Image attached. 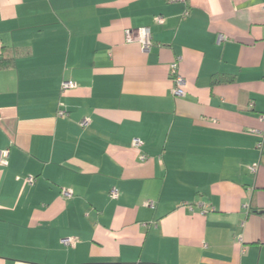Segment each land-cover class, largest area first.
Masks as SVG:
<instances>
[{"label": "crops", "instance_id": "0c3cea01", "mask_svg": "<svg viewBox=\"0 0 264 264\" xmlns=\"http://www.w3.org/2000/svg\"><path fill=\"white\" fill-rule=\"evenodd\" d=\"M263 3L0 0V264H264Z\"/></svg>", "mask_w": 264, "mask_h": 264}, {"label": "built area", "instance_id": "2783aa9c", "mask_svg": "<svg viewBox=\"0 0 264 264\" xmlns=\"http://www.w3.org/2000/svg\"><path fill=\"white\" fill-rule=\"evenodd\" d=\"M168 3H183L186 4L189 0H165ZM262 9L264 10V3L262 5ZM185 14H187V11L185 12ZM155 21L158 23L163 22V18L162 17H155ZM125 36L127 38V40H132V39H136L138 40L141 44L144 50H148L149 47L151 46V40H150V32L149 29L147 27H138L135 30H131V29H126L125 30ZM223 37H219V40H222ZM169 76L171 78L172 81V87H171V94L173 96H184L185 95V90H184V86H185V80L184 78L179 74L178 70H177V61H174L170 67H169ZM73 83L71 81H62L61 82V89L65 90L68 89L70 87H73ZM57 115L59 116H64L66 115L65 111L62 109H59L57 112ZM261 119L264 121V113L261 115ZM89 122V119H82L80 121V125L82 127H84L85 125H87ZM262 135V140H264V132L261 133ZM141 145V141L137 138H135L133 140V146L135 147H139ZM260 146V145H259ZM8 153V151H3V155L6 156ZM143 158V156H142ZM257 165H252L250 167L251 171H256ZM34 180L33 177H28L27 182L32 183ZM62 195H64L65 197H70L72 195V191L67 190V189H62L61 191ZM110 196L112 198H117L119 195V192L116 188H112L110 190ZM146 204L150 207H154V202L153 201H146ZM190 209H192V205L190 206ZM62 244L66 245V246H74L76 243V240L74 238L71 237H64L61 239Z\"/></svg>", "mask_w": 264, "mask_h": 264}, {"label": "trees", "instance_id": "16d2710c", "mask_svg": "<svg viewBox=\"0 0 264 264\" xmlns=\"http://www.w3.org/2000/svg\"><path fill=\"white\" fill-rule=\"evenodd\" d=\"M11 57L8 58H4L3 56L0 57V68H4L10 65V63L12 62ZM258 212V211H255ZM100 264H116V263H100Z\"/></svg>", "mask_w": 264, "mask_h": 264}]
</instances>
